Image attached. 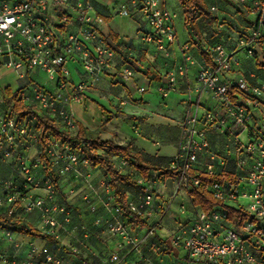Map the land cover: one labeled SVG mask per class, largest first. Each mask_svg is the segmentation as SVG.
<instances>
[{"label": "built area", "instance_id": "2783aa9c", "mask_svg": "<svg viewBox=\"0 0 264 264\" xmlns=\"http://www.w3.org/2000/svg\"><path fill=\"white\" fill-rule=\"evenodd\" d=\"M209 2L216 0H208ZM236 6L253 20V26L239 37L233 49L224 44L202 48L193 43L179 47L184 64L166 74L165 85L156 90L166 98L175 88L179 76L185 75L187 66L194 64L192 48L205 53L209 58L196 76L197 98L193 115L181 122V139L178 153L169 159V166L177 172L175 177L182 190L204 187L223 205L239 204L247 198V206L237 205L238 211L248 214L236 227L227 217L224 209L214 208L206 213L201 208L196 212L194 222L182 226L171 239V247L181 249L189 264H261L264 263V81L249 83L238 70L241 65L239 52L253 56L257 47L264 54V0H233ZM211 11L218 14V7L211 4ZM119 16L129 17L139 12L147 25L141 38L153 44L162 59L171 57L170 47L178 42L176 15L163 0H124L117 7ZM104 19L90 0H0V60L15 71L40 68L49 76H56L60 88L69 81L68 60H75L84 69L87 79L77 85L72 97L79 100L82 92L98 83L101 76L111 68L119 67L123 78L129 79L135 71L130 63L120 60L118 54L106 45L100 30ZM236 30L235 28L233 31ZM140 92L149 90L141 86ZM203 95L215 101L218 111L200 112ZM18 99L25 105L38 108L43 114L54 118L56 123L73 136L79 133L71 99L51 95L42 87L28 94L20 91ZM31 119L20 121L15 114L0 115V168L9 166L12 176L0 179V214L9 217L39 213V231L55 241L70 240V253L80 256L91 247L84 234L85 228L73 224L74 210L59 196L41 156L44 155L59 178L74 174L88 190L84 195L87 210L97 214L99 207L106 210L108 219L96 218L94 224L105 225L115 241V249L107 255H94L79 264H116L119 253L135 251L140 253L143 244L153 238L155 226L146 229L142 235L133 232V224L144 219L153 209L156 193L155 180L149 175L137 174L135 180L143 187L141 194L129 199L126 208L118 202L109 188V181L101 179L100 195L92 183L90 174L84 171L89 166L86 159L77 153L79 140L63 143L48 136L46 146L41 150L39 133L31 126ZM227 134L234 142L232 168H226V160L210 143V133ZM247 135L243 142L241 136ZM40 147L36 157L30 155ZM206 154L207 163H201L200 156ZM119 169L125 171L128 162L121 160ZM204 174L212 178L229 174L234 181L212 180L204 184L199 177ZM74 191L70 190V193ZM97 198V200H96ZM15 232L0 230V264H66L52 254L38 259V248L30 244L28 252L21 253L23 244ZM8 247L13 249L8 252ZM43 262V263H42Z\"/></svg>", "mask_w": 264, "mask_h": 264}, {"label": "crops", "instance_id": "0c3cea01", "mask_svg": "<svg viewBox=\"0 0 264 264\" xmlns=\"http://www.w3.org/2000/svg\"><path fill=\"white\" fill-rule=\"evenodd\" d=\"M104 19L100 33L102 38L115 47L121 62L126 61L133 67L135 74L129 79L122 77L119 67L111 68L105 72L98 83L87 87L80 95L79 100H74L72 95L81 80L87 79L84 69L75 60L67 62L69 69V81L66 88L61 89L56 76H49L40 68L23 70L18 72L4 65L0 60V115L11 116L9 106L6 104V92L18 93L26 90L28 94L38 87H42L51 95H60L64 99H71L69 108L74 113L75 120L84 131L86 138L100 139L106 142H115L119 145L131 143L133 148L141 152L151 163L164 166L170 158L178 153L181 139V122L186 117L193 115L197 98L196 76L200 71L205 56L193 46V65L187 66L185 75L178 78L175 88L164 98L157 90L159 85H165L166 74L171 69H177L183 65V59L179 47L185 43H193L200 47H207L214 43H222L228 49H233L238 34L233 33L226 22L236 21L240 27L247 28L251 22L248 14L240 10L233 3L229 5L224 0H216L218 7L216 22L199 20L201 27V42L189 35L184 22L183 35H179L178 42L170 47L172 55L168 59H162L155 51L153 44H147L141 38L147 31V25L139 12H132L129 17L130 28L120 29L112 24L115 17L119 16L117 7L124 0H90ZM167 6V0H163ZM236 7V8H235ZM176 15L175 22L179 16ZM121 17V16H119ZM123 17V16H122ZM223 24V25H222ZM177 30V22H176ZM113 34L117 40H113ZM241 65L238 70L251 84L264 81V54L261 47H257L253 56H247L239 52ZM132 63V64H131ZM141 86H148L149 90L140 92ZM35 111L42 113L38 108ZM218 111L219 106L209 95H203L200 104V112L206 110ZM128 127L129 130H124ZM209 143L213 151H216L226 160V168L233 166L234 142L227 134L217 132L210 133ZM40 147H35L30 155L36 157ZM201 163H207L206 154L200 156ZM6 171H11L9 166H4ZM90 174L92 183L97 187L100 195L104 196L99 187L100 180L105 176L99 168L90 166L84 168ZM161 172H151L155 180L154 192L156 193L153 209L149 215L142 219V224H133V232L142 235L146 229L154 228L153 238H149L141 252L122 251L116 264H189L185 253L181 249L171 247V239L182 226L194 222L195 214L199 210L194 206L188 196V192L182 190L176 178H165ZM59 196L74 210L73 224L85 228L82 233L86 236L90 249L83 255L77 256L69 251L70 240L51 242L37 238L26 237L15 232V237L23 244L21 253L28 252L30 244L38 248V259L43 261L45 255L52 254L60 257L66 264H79L81 260L93 259L94 255H107L114 251L115 241L109 236L103 224H94L96 218L108 219L105 209L99 207L97 214L90 213L83 200L88 188L74 174L59 179ZM70 190L74 191L70 193ZM129 198L135 197L134 193H128ZM97 200V198H96ZM23 223L39 230V213L32 211L23 214ZM8 252L13 249L8 247ZM170 252V257L165 252ZM160 253V254H158ZM43 263V262H42Z\"/></svg>", "mask_w": 264, "mask_h": 264}, {"label": "trees", "instance_id": "16d2710c", "mask_svg": "<svg viewBox=\"0 0 264 264\" xmlns=\"http://www.w3.org/2000/svg\"><path fill=\"white\" fill-rule=\"evenodd\" d=\"M224 1L229 5H232L231 3H233V0ZM179 2L183 10L185 27L189 35L192 36L196 41L201 42L203 36L201 35L199 20L216 22V14L212 13L210 7L211 4H215V1L209 2L208 0H179ZM235 22L236 21L234 20L232 23H229V26L227 27H229L231 31L236 34H238V32L248 31L249 28H251L254 24L253 20L251 19V22L248 23V27L243 28ZM234 28L236 30L233 31ZM110 37L114 41L117 40L113 34H111ZM215 44L217 43L208 46H213ZM106 45L115 51L116 48L113 47L110 42L106 41ZM202 54L205 56L206 63H209L210 61L208 56L203 52ZM18 94L19 92L12 93L11 91H7L6 104L9 106L10 113L17 115L20 121H25V119L28 118L31 119L32 125H34L33 127L39 133L41 150L45 148L47 141L46 138L48 136L56 138L63 143H73L74 140H79L80 144L77 147V153H79L80 158L86 159L90 167L94 169L99 168L101 170L102 174L105 176L104 178L109 181V188L111 189L112 193L117 196L118 202L123 208L127 209V201L139 196L143 191V187L139 186L137 184V180H135L137 174L146 178L151 172L157 171L161 172L160 175L165 178H175L177 176V172L170 168L168 164L169 160L164 166L151 163L141 152L136 151L131 143L119 145L112 141L106 142L100 139H88L85 137L84 131L80 125L79 133L76 136H73L69 131L67 132L61 126H59L54 118L52 119L48 115L36 112L32 106L26 104L24 105L18 99ZM41 158L45 163L48 173L52 175V180L53 183H55V187L59 189V176L55 174L46 157L42 155ZM121 160L128 162L129 167L125 171H121L119 169L118 165ZM199 177L204 184L212 182V180H217L219 182H225L226 180L234 181V177L229 174L216 175L212 176V178L207 177L204 174H200ZM128 193H134L136 196L129 198ZM188 196L194 206L201 208L206 213H210L214 208L224 209L227 213L229 221L236 227L241 223L242 220L248 218L247 213L243 211L240 212L229 205H223L222 202L217 200L204 187L192 186L188 190ZM22 216V213L14 215V217L0 214V230L17 232L28 238L32 237L57 243L55 239L48 235L42 234L37 228L24 225ZM137 222L139 224L143 223L140 219H138ZM261 264L264 263L262 262Z\"/></svg>", "mask_w": 264, "mask_h": 264}, {"label": "rangeland", "instance_id": "374dc122", "mask_svg": "<svg viewBox=\"0 0 264 264\" xmlns=\"http://www.w3.org/2000/svg\"><path fill=\"white\" fill-rule=\"evenodd\" d=\"M167 8H169V10L171 12H176V13L179 14V16H178V18L176 20V22H177V31H178L179 35H183V33H184V28H183L184 25L181 22V18L183 16V10H182V8L180 6L179 0H167ZM128 23H129V20L126 17H122V16L121 17H119V16L115 17L114 20H113V22H112V24H115L116 26H118L120 29H123V30H128L130 28V25ZM225 24L227 26H229L228 25L229 24L228 22H226ZM31 126L33 127L34 125H32V123H31ZM127 129L129 130L128 127H125L124 128V130H127ZM241 139H242L243 142H246L247 141V135L246 134H243L241 136ZM11 176H12L11 171L10 172L9 171H6V169H4V165H3L0 168V179L9 178ZM248 203H249V200L247 198H241L239 200V204L240 205L242 204L244 206H247ZM239 204L236 203V204H231V205H232V207L235 208ZM158 254H160V253H158ZM170 254L171 253L168 252V251L165 252V255H167L169 257H170Z\"/></svg>", "mask_w": 264, "mask_h": 264}]
</instances>
